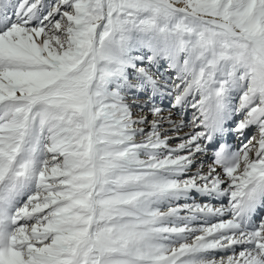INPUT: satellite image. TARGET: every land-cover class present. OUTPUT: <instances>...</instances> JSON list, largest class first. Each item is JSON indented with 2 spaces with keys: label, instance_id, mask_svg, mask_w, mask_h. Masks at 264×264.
I'll return each mask as SVG.
<instances>
[{
  "label": "snow or ice",
  "instance_id": "obj_1",
  "mask_svg": "<svg viewBox=\"0 0 264 264\" xmlns=\"http://www.w3.org/2000/svg\"><path fill=\"white\" fill-rule=\"evenodd\" d=\"M0 264H264V0H0Z\"/></svg>",
  "mask_w": 264,
  "mask_h": 264
},
{
  "label": "rangeland",
  "instance_id": "obj_2",
  "mask_svg": "<svg viewBox=\"0 0 264 264\" xmlns=\"http://www.w3.org/2000/svg\"><path fill=\"white\" fill-rule=\"evenodd\" d=\"M161 71H163V69H161ZM167 103H168L167 101H165V102H164L165 106H167ZM148 118H149V120H150L152 117L149 115V117H148ZM176 142H177V141L173 140V141H172V142H170V143H173V144H175ZM234 143H236V142L234 141Z\"/></svg>",
  "mask_w": 264,
  "mask_h": 264
},
{
  "label": "bare ground",
  "instance_id": "obj_3",
  "mask_svg": "<svg viewBox=\"0 0 264 264\" xmlns=\"http://www.w3.org/2000/svg\"><path fill=\"white\" fill-rule=\"evenodd\" d=\"M172 142V141H171ZM233 142V141H232ZM199 199V198H198Z\"/></svg>",
  "mask_w": 264,
  "mask_h": 264
}]
</instances>
